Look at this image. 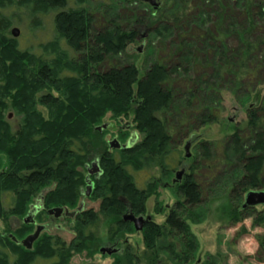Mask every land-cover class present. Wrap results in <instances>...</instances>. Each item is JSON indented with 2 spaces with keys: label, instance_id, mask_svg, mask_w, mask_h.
<instances>
[{
  "label": "trees",
  "instance_id": "obj_1",
  "mask_svg": "<svg viewBox=\"0 0 264 264\" xmlns=\"http://www.w3.org/2000/svg\"><path fill=\"white\" fill-rule=\"evenodd\" d=\"M72 1L77 6L67 7ZM85 1L0 0V220L19 221L14 229L6 225L8 231L0 232V264H32L37 257L68 264L70 249L87 248L94 238L99 214L109 219L112 237L131 231L132 223L122 216L143 213L158 182L151 179L139 189L127 167L168 171L174 161L173 136L218 122L223 90L244 103L247 113L244 133L233 125L221 157L212 155L207 142L199 145L203 165L232 169L234 203L223 214L239 220L246 210L239 209L241 193L262 185L264 0H161L156 9L140 0H118L121 13L116 6L100 7L97 16L104 25L98 28ZM9 7H25L32 14L54 12L55 36L43 44L41 54L18 47L13 22L5 14ZM141 31L148 41L142 71L135 62L122 64L120 59ZM61 42L81 56L72 57ZM10 110L18 117L15 129ZM107 114L114 120L130 117L140 139L127 144V131H120L124 143L118 141L125 147L110 150L103 127ZM93 156L100 173L90 196L100 205L98 212L75 214L76 242L68 246L41 235L31 249L16 244L11 237L20 240L34 230V223L24 219L38 199L44 208L35 216L38 222L46 210L76 209L70 208L84 193L86 165ZM197 157L175 185L177 200L165 220L143 226L142 256L127 245L115 264H162L161 252L177 260L184 251L195 253L188 220L195 219L202 204L196 172L203 165L196 163ZM6 193L12 195L7 208ZM256 220L264 223V213ZM4 248L15 257L10 259Z\"/></svg>",
  "mask_w": 264,
  "mask_h": 264
},
{
  "label": "rangeland",
  "instance_id": "obj_2",
  "mask_svg": "<svg viewBox=\"0 0 264 264\" xmlns=\"http://www.w3.org/2000/svg\"><path fill=\"white\" fill-rule=\"evenodd\" d=\"M117 3L118 0H86L84 6L88 8V12L94 17L95 27L98 28L104 25L99 15L97 16L100 7L105 5L116 6L117 11L121 13L122 10H119ZM77 4L75 1H72L68 3L67 7H76ZM133 4L136 5L137 3L134 2ZM140 6L142 9H146L145 6ZM5 14L13 22L11 28L16 27L19 30V34L15 38L20 49H29L36 54H41L43 44L52 40L55 36L53 27L54 12L32 14L30 9L25 7H9L5 10ZM143 33L144 31L139 32L136 41L127 47L120 58L122 64L135 62L141 71L144 70L147 64L146 51L148 41L146 37H143ZM60 46L62 49H66L76 59L82 54V52H72L64 42H61ZM139 47L140 51H138ZM102 68H105V66ZM260 89L264 93V87ZM222 92L224 93L220 103L222 107L218 110V122L205 125L199 129H195L193 132H185L178 137L173 136L170 153H172L175 162L173 161L170 164L168 171L166 170L163 173L157 167L143 168L141 170H133L127 167L128 171L132 173L136 186L139 189L145 188L146 183L151 179L157 180L158 185L155 186V193L146 199L144 211V215L150 216L155 223H162L165 220L169 209L173 207L177 200L175 186L172 185L176 171L185 167V171L188 172L191 161L197 155L196 163L202 164L201 160H203V155L200 156L199 154L200 142L205 141L210 144L213 151L212 155L214 157H221V153H223L224 146L226 145V134L232 130L233 125L242 127V133H244L243 126L247 120L244 103L241 104L229 91L223 90ZM7 113L9 114L8 119L10 124L15 129L18 117L11 110L7 111ZM103 120V123L106 125L105 139L107 143L112 139H117L121 143H124L122 142L124 140H121L118 136L120 131H127L129 137H135L136 132L133 130L134 128L130 117L122 120H114L107 114ZM139 139L140 137L138 135L136 141ZM187 141L190 142L188 150L190 153L189 157L185 156L184 150V145ZM115 155L118 156V153H115ZM215 166L216 168H214ZM231 171V168L217 163L210 168L204 164L196 172L200 180L202 204L197 209L195 219L188 220V225L190 226L191 235L196 239L197 249L192 255L186 254L184 251L180 260L161 252L162 264H205V262L213 261L214 264H264V223H258L256 220L257 217L263 215L264 204L246 208L239 220H234L231 216L229 217L227 215V212L225 215L222 212L232 205L234 198V194L232 193L233 182H231L232 178L229 176L232 174ZM85 185H82V192L85 190ZM259 188L264 190V174L262 185ZM245 193H241L240 205L243 203ZM4 198L5 207L11 206L12 195L6 193ZM80 201L84 202L81 209L90 208L98 212L100 200L93 196L81 195L76 205L70 209L77 208ZM239 209L242 210V207H239ZM98 217L94 227V238L88 239L85 244L87 248L82 250L71 248L68 264H115L117 258L122 255L127 245L137 255L142 256L145 251L143 231L135 230L131 222L133 226L131 231L125 230L121 236L112 237L108 232L110 225L109 219L102 216V214H99ZM43 218L49 224L41 235L56 236L60 242H64L68 246L78 239V231L75 229L76 221L73 218L67 216L50 219L46 215H43ZM18 224L19 221L16 218H11L7 224L0 220V232H7V227L8 229H14ZM112 246L120 248L117 253L111 255L99 251L101 247ZM164 248L167 249L168 247L165 246ZM182 249H185L184 244ZM4 251L9 254L10 259L15 257L13 251L7 248H4ZM54 260L55 258L52 260L37 257L32 264H51Z\"/></svg>",
  "mask_w": 264,
  "mask_h": 264
},
{
  "label": "water",
  "instance_id": "obj_3",
  "mask_svg": "<svg viewBox=\"0 0 264 264\" xmlns=\"http://www.w3.org/2000/svg\"><path fill=\"white\" fill-rule=\"evenodd\" d=\"M142 2L148 3V5H150L151 7H153L154 9H156L157 7H159L160 5V1L158 0H140ZM11 34L13 37H17L19 34V30L14 27L11 29ZM138 51H140V47L138 48ZM106 125L104 124L103 127H105ZM100 129V128H99ZM109 146L112 149H120V148H124L125 145H122L119 143V141L117 139H112L109 142ZM189 146H190V142L187 141L184 145V150H185V155L186 157L190 156L189 153ZM92 167H94V169H92L90 171L91 174H94L98 171L97 169V165L95 162H92ZM183 172L182 171H178L176 173V177L175 179H180L181 174ZM86 185H85V190H84V195L85 196H89L91 194V190H92V184L89 181L88 176H86ZM258 204H264V190L261 189H251L249 191H247L244 195V200L242 203V209L248 208V207H255ZM81 204L79 205V207L77 208V211H80L81 209ZM63 210L61 208H53V209H49L47 210L48 214H54L55 217H58L61 212ZM65 211V215L66 216H73V214L75 212H71L69 213L67 209H64ZM122 219L124 221H131L134 225V229L137 231L142 230L143 226H144V222L149 220V218H147L146 220H144V218L142 217H136L134 216V214H132L131 212H127L123 215ZM25 223H29L32 221V219L30 218L29 214H27V216L24 219ZM44 226L43 225H36L34 232L27 235L25 238L22 239L21 244L26 248V249H30L32 247L33 242L39 237L41 231H43ZM14 239V238H13ZM116 249L114 250H110V249H105V248H100V252L101 253H107V254H111L112 252H114Z\"/></svg>",
  "mask_w": 264,
  "mask_h": 264
},
{
  "label": "flooded vegetation",
  "instance_id": "obj_4",
  "mask_svg": "<svg viewBox=\"0 0 264 264\" xmlns=\"http://www.w3.org/2000/svg\"><path fill=\"white\" fill-rule=\"evenodd\" d=\"M145 3V2H144ZM146 4H148V3H146ZM127 127V126H126ZM125 127V128H126ZM104 128H106V126L104 127ZM136 133H135V137L134 138H132V137H130L128 140H127V144L128 143H130V142H132L133 143V141L134 142H136V139L138 138V135H139V133L137 132V131H135ZM139 137H140V135H139ZM108 144H109V142H108ZM109 149L110 150H113L112 148H110V146H109ZM88 160H90V159H88ZM92 162H95L96 163V165H97V169H98V171L96 172V173H94V174H91L90 173V171L92 170V169H94V167H92ZM98 158L96 157V156H93V158H91V160L89 161V164L88 165H86V168H87V174H86V176H88V178H89V181L91 182V184H92V189H93V179L94 178H96L98 175H99V167H98ZM90 166V167H89ZM179 171H182L183 173L181 174V177H180V179H173L172 180V185L173 186H175L176 184H180L182 181H183V178L185 177V175H187L188 173L185 171V167H182ZM178 171H176V173H177ZM176 173H175V177H176ZM86 180V179H85ZM256 189H258V188H256ZM260 189V188H259ZM91 192H92V190H91ZM91 195V194H90ZM89 195V196H90ZM83 196H85L84 195V193H83ZM41 199V198H40ZM40 199H38V203H35V204H33L30 208H29V210H28V213L27 214H29V216H30V218L32 219V221L31 222H29V223H34V229H35V226L36 225H43L44 226V229H43V231H41V233H40V235H39V237L41 236V234L47 229V227H48V222H45V220H44V218H43V216H42V221L41 222H38L36 219H35V216L36 215H38L40 212H43L44 211V208H43V206L41 205V200ZM84 205V202L83 201H80V203H79V205ZM79 205H78V207H79ZM77 207V208H78ZM77 208L75 209V210H70L69 211V209L68 208H66V207H64V208H61L63 211L61 212V214L58 216V217H55L54 216V214H48L47 213V210H46V213H45V215L46 216H49L50 217V219H58V218H60V217H67L66 215H65V211H64V209H67L68 210V212L69 213H71V212H75L74 214H73V216H68V217H70V218H74V216H75V214L77 213V212H81V211H88V210H90V208H88V209H84V208H82V209H80V211H77ZM92 210V209H91ZM94 212H97V211H94ZM128 212H131V211H128ZM132 213V212H131ZM132 214H134V213H132ZM134 216H136V217H142V218H144V220H146L147 218H149V220H147V221H145L144 222V225L147 223V222H149V221H152V218L150 217V216H145L144 215V212L143 213H139V214H134ZM99 218V217H98ZM25 222V221H24ZM131 222V221H130ZM143 229V228H142ZM34 232V230L33 231H31L30 233H28L27 235H29V234H31V233H33ZM11 233L9 234V236L11 237ZM26 235V236H27ZM25 236V237H26ZM24 237V238H25ZM38 237V238H39ZM54 237H56V236H54ZM14 238V239H13ZM37 238V239H38ZM56 238H58V237H56ZM11 239L14 241V242H16V244L17 243H20L21 244V241H22V239H17V238H15V237H11ZM36 239V240H37ZM35 240V241H36ZM34 241V242H35ZM33 242V243H34ZM22 245V244H21ZM33 245V244H32ZM23 246V245H22ZM24 247V246H23ZM25 248V247H24ZM32 248V247H31ZM30 248V249H31ZM101 248H105V249H110V250H114V249H116L114 252H112L111 253V255L112 254H115V253H117L118 252V250L120 249L119 247H117V246H112V247H101ZM26 249V248H25ZM99 251H100V249H99Z\"/></svg>",
  "mask_w": 264,
  "mask_h": 264
}]
</instances>
